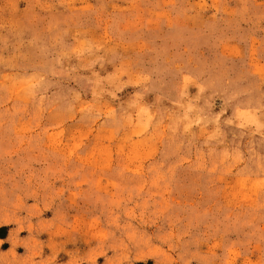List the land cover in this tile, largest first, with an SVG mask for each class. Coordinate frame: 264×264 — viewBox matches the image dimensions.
<instances>
[{
  "label": "rangeland",
  "instance_id": "rangeland-1",
  "mask_svg": "<svg viewBox=\"0 0 264 264\" xmlns=\"http://www.w3.org/2000/svg\"><path fill=\"white\" fill-rule=\"evenodd\" d=\"M0 264H264V0H0Z\"/></svg>",
  "mask_w": 264,
  "mask_h": 264
}]
</instances>
